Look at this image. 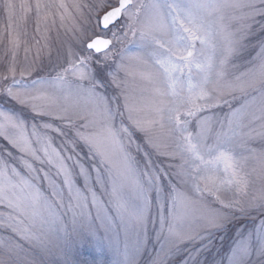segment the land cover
Wrapping results in <instances>:
<instances>
[{
  "label": "snow or ice",
  "instance_id": "obj_1",
  "mask_svg": "<svg viewBox=\"0 0 264 264\" xmlns=\"http://www.w3.org/2000/svg\"><path fill=\"white\" fill-rule=\"evenodd\" d=\"M264 264V0H0V264Z\"/></svg>",
  "mask_w": 264,
  "mask_h": 264
},
{
  "label": "rangeland",
  "instance_id": "obj_2",
  "mask_svg": "<svg viewBox=\"0 0 264 264\" xmlns=\"http://www.w3.org/2000/svg\"><path fill=\"white\" fill-rule=\"evenodd\" d=\"M77 259L81 264H101L102 261H110L111 257L107 254H102L95 247V241H93L92 244H86L79 249Z\"/></svg>",
  "mask_w": 264,
  "mask_h": 264
}]
</instances>
